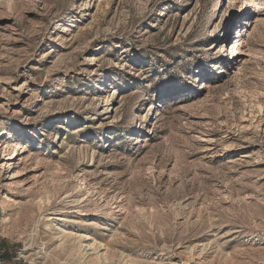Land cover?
<instances>
[{"label": "rangeland", "instance_id": "374dc122", "mask_svg": "<svg viewBox=\"0 0 264 264\" xmlns=\"http://www.w3.org/2000/svg\"><path fill=\"white\" fill-rule=\"evenodd\" d=\"M98 256L264 264V0H0V264Z\"/></svg>", "mask_w": 264, "mask_h": 264}, {"label": "bare ground", "instance_id": "6f19581e", "mask_svg": "<svg viewBox=\"0 0 264 264\" xmlns=\"http://www.w3.org/2000/svg\"><path fill=\"white\" fill-rule=\"evenodd\" d=\"M76 8H78V6L76 7ZM241 24H242V22H241ZM246 25H248V21L246 22ZM248 28H250V26L248 27ZM245 29L244 28V26H243V24L241 25V28H240V30L238 31V32H241V34H240V36L237 34L236 36H239V38L237 39V41H235V43L233 44V48H232V50H233V53H232V55L231 56H234V55H238L239 54V52L241 51V48H240V51L238 50L239 48H237V46L235 45L236 43H240L241 42V45H243V43H244V40H245V38H246V34L248 33V31H249V29ZM235 30V32H236V28L234 29ZM234 54V55H233ZM50 199V198H49ZM58 219H61V217H58ZM56 228V227H55ZM54 228V229H55ZM64 231V230H63ZM79 236H81V235H79ZM82 237V236H81ZM83 237H86L85 236V234H84V236ZM82 237V238H83ZM79 239H81V238H79ZM80 242H82V241H80ZM94 240H93V242H87V245L86 246H94ZM82 245V244H81ZM96 246V245H95ZM95 246H94V248H95ZM73 247V246H72ZM76 248V247H75ZM87 248V247H86ZM91 248V247H90ZM77 249H80V248H77ZM76 249V250H77ZM98 249V248H97ZM72 251V250H71ZM81 254V253H80ZM105 256V255H104ZM108 256V255H107ZM106 257V256H105ZM90 258V257H89ZM92 258V257H91ZM90 258V263L89 262H87L88 264H100V257L98 256L97 257V259L96 260H94V259H91ZM108 258V257H107ZM85 262V261H84ZM126 262V261H125ZM87 263H85V264H87ZM128 263V262H127ZM131 263V262H130ZM102 264V263H101Z\"/></svg>", "mask_w": 264, "mask_h": 264}]
</instances>
